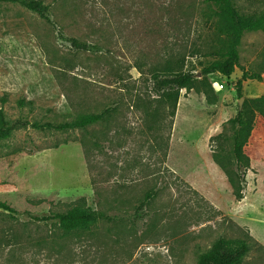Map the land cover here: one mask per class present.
<instances>
[{
    "label": "rangeland",
    "instance_id": "rangeland-1",
    "mask_svg": "<svg viewBox=\"0 0 264 264\" xmlns=\"http://www.w3.org/2000/svg\"><path fill=\"white\" fill-rule=\"evenodd\" d=\"M41 1L55 23L0 3V108L20 124L0 141V201L16 210L0 207V264H198L216 239L247 236L242 264H264V117L245 146L242 198L215 159L245 98L264 95V30L244 32L230 76L209 75L217 101L182 89L173 110L154 76L183 65L201 78L223 36L209 0ZM234 1L250 16L264 9ZM244 71L262 79H244L240 97ZM106 108L85 129L32 126ZM80 201L105 217L69 234L33 218Z\"/></svg>",
    "mask_w": 264,
    "mask_h": 264
},
{
    "label": "trees",
    "instance_id": "trees-1",
    "mask_svg": "<svg viewBox=\"0 0 264 264\" xmlns=\"http://www.w3.org/2000/svg\"><path fill=\"white\" fill-rule=\"evenodd\" d=\"M214 7L217 16L216 28L222 36L219 46L211 53L214 59L207 62L201 70V78L191 70H184L183 65L177 69H168L162 75H155V92L161 96L162 100L171 101L173 110L176 109L182 89L203 92L210 103L217 101L214 87L209 80V75L218 72L222 75L230 76L235 68L239 66V45L245 31L264 30V9L252 16L240 12L234 0H209ZM19 3L26 8L37 12L41 17L50 23H55L49 11V5L41 0H0V3ZM61 32V31H60ZM62 34V32H61ZM69 40L79 48L87 49V43L80 41L76 37H69ZM247 78L262 79L260 73H249L244 71L242 77L237 81L235 87L238 95L242 96L243 80ZM20 106L27 104L20 100ZM28 104H31L28 102ZM260 114L264 117V95L255 98H245L244 103L238 108L235 117L229 120L232 129L231 148L225 154L215 156L216 161L228 174L230 182L234 187L237 198L243 197L244 178L250 167V157L245 151L256 116ZM110 115L109 109L101 112L80 113L63 121H33L32 126L43 130L70 131L85 129ZM66 116H69L66 114ZM25 121L23 124L25 125ZM20 127L13 119L9 118L6 111L0 108V141L9 139L14 131ZM225 149H222L224 152ZM223 154V153H222ZM148 199V196H146ZM0 207L10 211L16 210L5 201H0ZM105 214L102 211L93 209L85 201H80L67 211L55 214L37 216L36 220H57L59 226L66 234L84 231L103 219ZM251 249L250 238H227L216 239L212 246L198 257V264H242L244 258Z\"/></svg>",
    "mask_w": 264,
    "mask_h": 264
},
{
    "label": "water",
    "instance_id": "water-1",
    "mask_svg": "<svg viewBox=\"0 0 264 264\" xmlns=\"http://www.w3.org/2000/svg\"><path fill=\"white\" fill-rule=\"evenodd\" d=\"M240 106L242 105V102H243V98H240Z\"/></svg>",
    "mask_w": 264,
    "mask_h": 264
},
{
    "label": "built area",
    "instance_id": "built-area-1",
    "mask_svg": "<svg viewBox=\"0 0 264 264\" xmlns=\"http://www.w3.org/2000/svg\"><path fill=\"white\" fill-rule=\"evenodd\" d=\"M223 86H224V85H223V84H221V85H220V88H223Z\"/></svg>",
    "mask_w": 264,
    "mask_h": 264
}]
</instances>
